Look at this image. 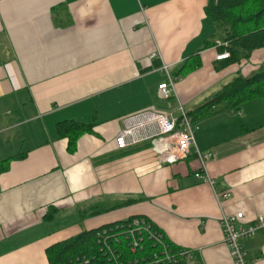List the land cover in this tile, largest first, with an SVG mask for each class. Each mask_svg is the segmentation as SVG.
Instances as JSON below:
<instances>
[{"label":"crops","instance_id":"0c3cea01","mask_svg":"<svg viewBox=\"0 0 264 264\" xmlns=\"http://www.w3.org/2000/svg\"><path fill=\"white\" fill-rule=\"evenodd\" d=\"M207 3L0 0V264H50L53 244L140 215L191 249V264H236L222 216L264 218L262 100L195 120L214 185L196 176L194 152L168 164L150 141L115 144L127 115L191 113L238 73L264 68V47L222 65L221 44L207 45L215 32ZM195 55L201 66L182 72ZM164 65L177 79L168 98L158 92ZM62 121L93 131L71 146ZM244 244L246 264H264V228Z\"/></svg>","mask_w":264,"mask_h":264},{"label":"built area","instance_id":"2783aa9c","mask_svg":"<svg viewBox=\"0 0 264 264\" xmlns=\"http://www.w3.org/2000/svg\"><path fill=\"white\" fill-rule=\"evenodd\" d=\"M157 54L154 53L152 58ZM229 52L217 56L219 60L227 58ZM168 72V65H164ZM177 79L169 75L168 81L158 85V92L161 96L168 98L175 92ZM124 125L115 138L116 147L124 149L142 142L150 141L152 149L163 163L173 164L187 159L192 152L200 160L201 171L196 173L197 177L203 178L211 185L215 184L214 179L207 170L208 161L212 158V152L202 151L196 141V130L198 125L193 117L183 106L178 109V114L161 113L153 110H143L127 115L124 118ZM229 193L222 192L219 197L227 199ZM244 213H224L222 224L225 228L226 243L230 255L236 264H246L247 251L245 240L253 237L259 230L264 228V218L257 217L250 223L244 221ZM111 229L104 231L101 235V250L110 257L113 264H131V259H126L121 249L122 240L127 242V248L136 253L143 250L145 240L148 238L155 245L160 246L159 252L147 258V264H179L186 261L191 264L194 260V253L191 249L181 248L175 251L166 235L160 229L154 227V223L145 216H134ZM114 230V231H113ZM133 262L138 264L139 259ZM91 260L83 259L77 264H91ZM96 264V263H95Z\"/></svg>","mask_w":264,"mask_h":264},{"label":"trees","instance_id":"16d2710c","mask_svg":"<svg viewBox=\"0 0 264 264\" xmlns=\"http://www.w3.org/2000/svg\"><path fill=\"white\" fill-rule=\"evenodd\" d=\"M205 11L215 27L212 39L207 42V45L220 43L218 50L230 54L227 58L222 59L223 66L240 63L253 50L264 47V0H208ZM200 66V56L195 55L184 63L181 71L194 70ZM252 99H260L264 102V68L249 76L238 73L219 92L197 107L190 115L194 120H198L211 115L216 110H238L244 103ZM93 126L75 121H62L58 124V131L61 137L68 138L71 146H74L83 134L93 131ZM88 212H84V215H87ZM122 222L125 221L84 230L75 236L53 244L47 249L50 264H77L83 259L91 260V264H113L110 257L101 250L100 238L104 231H110ZM154 227L159 229L155 224ZM121 240V249L125 258L132 260L131 264H135L134 259L140 260L138 264H147V258L153 257L160 250L159 245H155L147 238L143 250L133 253L127 248V242L124 239ZM168 242L175 251L184 248L169 240ZM179 264L187 263L183 260Z\"/></svg>","mask_w":264,"mask_h":264}]
</instances>
